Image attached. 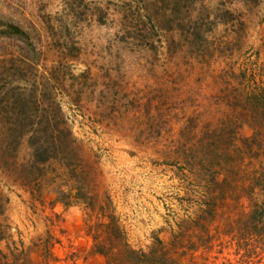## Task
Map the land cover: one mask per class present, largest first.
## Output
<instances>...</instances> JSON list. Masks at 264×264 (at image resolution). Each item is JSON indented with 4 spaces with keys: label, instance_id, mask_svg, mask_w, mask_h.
Instances as JSON below:
<instances>
[{
    "label": "rangeland",
    "instance_id": "1",
    "mask_svg": "<svg viewBox=\"0 0 264 264\" xmlns=\"http://www.w3.org/2000/svg\"><path fill=\"white\" fill-rule=\"evenodd\" d=\"M250 94L264 98V0H0V139L13 104L36 101L28 122H57V104L96 197L49 205L52 187L67 188L53 164L40 200L0 171V264H106L90 233L108 213L132 248L160 239L177 264H264V228L239 196L264 168V141L250 160L235 154L252 135L237 125L253 121ZM212 150L241 174L221 197Z\"/></svg>",
    "mask_w": 264,
    "mask_h": 264
},
{
    "label": "trees",
    "instance_id": "2",
    "mask_svg": "<svg viewBox=\"0 0 264 264\" xmlns=\"http://www.w3.org/2000/svg\"><path fill=\"white\" fill-rule=\"evenodd\" d=\"M8 29L16 34H22L13 26H9ZM198 34L197 29H194L193 36L205 39ZM250 95L247 97L248 106L241 105V110L245 112L249 110L253 121L250 122L243 118L242 121H238L237 125L247 124L253 131L249 137L241 138V147H235L238 160H250L255 156L250 143L260 144L264 141V98L258 94ZM24 102L19 101L12 105L14 118L2 127L4 130H2L3 134L0 139V171L12 174L15 181H18L33 199L40 200L43 194L42 187L47 177L49 175L58 176L55 168L51 166L53 164L59 168L67 188L63 190L57 186L52 187L48 192L52 195L49 205L60 203L68 206L82 203L92 207L96 197L88 195L85 191L89 186V171L79 155L81 144L64 121L60 107L55 104V109L59 114L57 122H51L45 117L35 122H28L29 110L30 108L37 109V104L35 100L31 105ZM223 133H217L221 139L224 138ZM22 141L27 148L24 158L18 157V147ZM222 154L212 150L207 155V162L216 164L213 173H209V179L218 187L217 194L220 197L224 193L223 186L228 180V174L232 178L241 176L232 166L226 170L223 169L224 160L220 159L224 158L225 153ZM215 175L220 176L219 180H216ZM244 176L246 181L245 184L239 186L241 188L239 196L243 195L249 200L245 216L254 222L252 229L257 232L255 233L257 235L264 228V168L245 173ZM51 180L53 179L50 178ZM255 194L258 195V199H254ZM6 200L0 195V216L4 214ZM98 209H100L98 213L100 215L102 207L98 206ZM104 217L105 221L97 222L94 225L95 229L90 233V251L103 256L106 264H177L178 258L171 253L169 246L162 244L160 239L155 238L154 246L149 247L147 251L134 249L125 241L124 232L116 217L110 213ZM5 228L6 225L0 221V240L3 239L2 232Z\"/></svg>",
    "mask_w": 264,
    "mask_h": 264
}]
</instances>
